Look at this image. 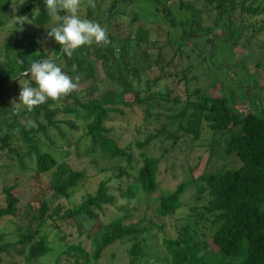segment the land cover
<instances>
[{
	"label": "trees",
	"instance_id": "obj_1",
	"mask_svg": "<svg viewBox=\"0 0 264 264\" xmlns=\"http://www.w3.org/2000/svg\"><path fill=\"white\" fill-rule=\"evenodd\" d=\"M24 1L28 5L17 15L23 17L34 8L35 29H12L3 45L6 61L0 63V168L20 170L0 188V220L11 219L17 237L4 242L5 235L0 233V264L9 252L26 264H35L51 253L55 239L62 249L54 264L63 256L75 264L79 260L95 264L109 247L123 242L129 244L127 264H264V116L238 112L224 96L206 94L201 88L189 92L186 74L177 81L184 85L185 102L179 111L168 115V120L176 122L178 131L192 141L210 133L205 138L209 158L197 178L159 195L156 214L162 218L178 210L191 183L196 203L190 208L193 214H189V221L176 228L175 236L165 235L161 250L152 257L145 252L147 236L153 235V230L162 232V226L151 220L144 226L132 221L126 205L116 206V195L110 192L106 180H100L93 191L87 190L78 202H71L75 192L90 183L91 175L59 162L56 153L42 147L41 139L51 141L50 132L64 138L62 128L77 130L78 120L83 134L77 143L86 142L84 152L114 161L119 177L128 180L126 188L120 189L121 198L139 202L143 195L154 193L161 157L150 154L148 146L157 134H170L167 126L161 128L162 132L148 133L143 141L136 140L140 151L135 158L130 142L123 143L108 124L118 121L116 115L123 116L134 106L142 107L155 122L160 115L150 112L149 104L178 100L177 96L171 97L168 87L165 93L152 88L169 75L166 66L172 65V58L186 56L188 47H198L188 26L181 23L178 29L151 23L145 27L142 21L126 35L112 36L110 23H103L112 45H85L70 58L60 56V46L55 42L52 55L60 56L57 61L63 60L59 66L67 75L74 80L79 77L78 89L58 102L49 99L28 111L23 106L15 109L6 93L12 84L28 81L36 86L22 73L31 62L49 56L38 43L37 30L55 24L43 0ZM11 2L0 0L1 9ZM175 4L178 13L191 11L197 33L218 34L227 49L245 50L255 37H260V59L253 70L264 79V0H177ZM166 10L171 15L168 18L176 20L169 7ZM91 14L88 11L86 18L91 20ZM3 25L0 19V28ZM162 43L172 51L171 60L164 59ZM113 45L119 49L118 54ZM196 55L199 57L201 50ZM94 59L100 62L102 77L95 74ZM246 59L243 56L240 64ZM143 77L146 96L141 95ZM29 161L31 170L26 166ZM122 161L131 171L123 170L119 165ZM200 223L208 225V234L197 231L195 226Z\"/></svg>",
	"mask_w": 264,
	"mask_h": 264
},
{
	"label": "rangeland",
	"instance_id": "obj_2",
	"mask_svg": "<svg viewBox=\"0 0 264 264\" xmlns=\"http://www.w3.org/2000/svg\"><path fill=\"white\" fill-rule=\"evenodd\" d=\"M156 0H94L95 7L88 4L87 0H82L79 16L86 18L88 11H91V20L99 22L102 27L103 23H110L111 29L109 34L116 36L117 33L126 35L129 31L134 30V27L139 23H144L145 27L156 23L161 26H175L178 29L182 28L181 23L188 26V33L198 44V47H188L186 56L172 58L170 48L167 44H163L162 54L164 59L168 61L172 58V65L166 66L169 70V75L157 83L158 87H154L153 91L165 93L167 87L171 92V97L177 96L178 100L171 101L158 100L148 105L150 112L159 113V120H151L153 117H147L143 112V108L134 106L130 111H124V115H116L118 121L111 122L108 125L114 130V134L123 142L131 144V154L137 157L139 148L135 146L136 140H144L146 135L162 132L161 128L167 126L170 134H157L154 142L148 146V151L154 156L161 157L157 174L158 188L152 194H145L141 200L128 201L120 196V189L126 188L128 180L125 177H119V168L114 161L102 159L96 153H85L84 147L86 142L77 143L78 137L83 134V127L76 120L78 125L77 130H69L62 128L65 137H60L55 132H50L51 141L42 140V147L56 153L59 162H67L73 169L84 170L90 178V183L84 188L76 191L71 197V202H78L81 196L88 190L93 191L94 187L100 180H106L109 185L110 192L116 195V206L126 205L128 216L132 221H140L141 225H148L149 221L161 225L162 232L153 230V235L147 236L145 247L146 256L152 257L161 250V240L167 236H175L176 228L185 222L189 221V214H193L190 208L195 205V186L190 184L185 193L181 197V206L170 217L162 218L157 216V200L162 192L173 189L176 185L182 182H191L197 178L205 169L209 158V145L206 137L210 135L204 134L200 140L192 141L189 137L184 136L176 128V122L168 120V115H173L179 111L185 102L186 93L184 92L183 83L177 82L179 77H184L186 74L189 81L187 89L189 92L196 88L205 90L206 94L224 96L228 101V105L238 111H252L257 115L264 116V79L261 73L253 70L254 64L259 61L260 50L262 43L260 37H255L247 49L235 47L227 49L222 43L221 38L215 33L196 32V27L190 18L191 11H183L178 13L177 0H168L164 4L157 5ZM28 5L24 0H12L11 4L5 8L0 7V19L4 21L3 27L0 28V63H5L6 57L3 45L8 38L12 29L33 30V18L35 9L29 11L23 17L17 15L18 10ZM172 12L176 20L169 19L171 15L167 14L166 8ZM141 18L143 20H141ZM146 19V20H145ZM181 19V20H180ZM174 22V25L172 23ZM23 23V24H21ZM53 23V21H52ZM51 25V24H50ZM49 26L45 29L37 30V40L41 47L52 55L54 51V38L46 36L47 31H50ZM201 50V55L198 57L196 53ZM11 55V53H9ZM243 56H247L246 61L240 64ZM245 58V57H244ZM204 59V60H203ZM94 64L95 74L99 77L103 76V70L99 61L92 60ZM58 65L63 64V60L56 61ZM22 83V82H21ZM24 83V82H23ZM146 81L143 77L141 82L142 96H146ZM21 85H10L7 90L6 97L9 101L16 99L19 103L18 95ZM157 98L154 97L153 100ZM182 135V136H181ZM175 138V140H174ZM175 143V144H174ZM27 169L31 170L32 163H26ZM123 170L131 171L127 162H120ZM20 173L16 168H0V188L3 183ZM130 183L132 181H129ZM66 204V201H61ZM29 217V216H28ZM197 224L195 228L198 232L208 234V225L202 226ZM15 224L9 218L0 220V233L4 234L5 241H13L17 239L13 231ZM74 237V236H73ZM74 239V238H73ZM74 241V240H73ZM76 241V240H75ZM55 239V244L51 253L44 258L39 259L35 264H54L56 256L61 251ZM129 244L127 242L116 243L102 253L101 258L95 264H127ZM89 248V247H88ZM75 260V258L73 259ZM149 262L153 259L149 258ZM2 264H26L20 258L9 252L4 256ZM58 264H75L64 260V256L60 258ZM78 264H82L79 260ZM156 264H160L157 262Z\"/></svg>",
	"mask_w": 264,
	"mask_h": 264
},
{
	"label": "clouds",
	"instance_id": "obj_3",
	"mask_svg": "<svg viewBox=\"0 0 264 264\" xmlns=\"http://www.w3.org/2000/svg\"><path fill=\"white\" fill-rule=\"evenodd\" d=\"M43 2L48 16L55 24L47 28L50 31H47L46 36L54 38L60 46V56L67 55L70 58L78 48L93 43L104 47L112 45L106 27H102L99 22L79 16L82 0H43ZM87 2L95 7L94 0ZM61 12L64 14L61 15ZM113 47L118 54L119 49L115 45ZM60 56L49 55L45 59L31 62L22 76L31 77L36 86H31L28 81L19 83L21 85L19 103L16 99L11 102L15 109L23 106L28 111H32L34 107L46 103L49 99L58 102L78 89L79 77L74 80L56 63Z\"/></svg>",
	"mask_w": 264,
	"mask_h": 264
}]
</instances>
